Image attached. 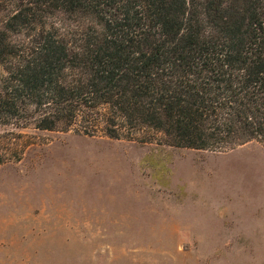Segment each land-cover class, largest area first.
<instances>
[{"label":"trees","instance_id":"obj_1","mask_svg":"<svg viewBox=\"0 0 264 264\" xmlns=\"http://www.w3.org/2000/svg\"><path fill=\"white\" fill-rule=\"evenodd\" d=\"M0 124L264 145V0H0Z\"/></svg>","mask_w":264,"mask_h":264},{"label":"rangeland","instance_id":"obj_2","mask_svg":"<svg viewBox=\"0 0 264 264\" xmlns=\"http://www.w3.org/2000/svg\"><path fill=\"white\" fill-rule=\"evenodd\" d=\"M80 129L0 124V264H264L262 143Z\"/></svg>","mask_w":264,"mask_h":264}]
</instances>
